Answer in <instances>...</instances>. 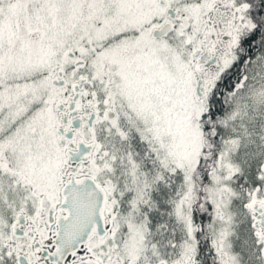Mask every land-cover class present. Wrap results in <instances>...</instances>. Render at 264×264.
Wrapping results in <instances>:
<instances>
[{
	"label": "snow or ice",
	"instance_id": "snow-or-ice-1",
	"mask_svg": "<svg viewBox=\"0 0 264 264\" xmlns=\"http://www.w3.org/2000/svg\"><path fill=\"white\" fill-rule=\"evenodd\" d=\"M0 264H264V0H0Z\"/></svg>",
	"mask_w": 264,
	"mask_h": 264
}]
</instances>
